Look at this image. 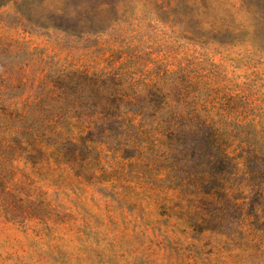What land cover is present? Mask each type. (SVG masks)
<instances>
[{"label":"rangeland","instance_id":"1","mask_svg":"<svg viewBox=\"0 0 264 264\" xmlns=\"http://www.w3.org/2000/svg\"><path fill=\"white\" fill-rule=\"evenodd\" d=\"M0 2V264H264V0H112L96 22L77 21L87 0ZM166 111L230 158L195 165L243 203L221 227L113 150Z\"/></svg>","mask_w":264,"mask_h":264},{"label":"trees","instance_id":"2","mask_svg":"<svg viewBox=\"0 0 264 264\" xmlns=\"http://www.w3.org/2000/svg\"><path fill=\"white\" fill-rule=\"evenodd\" d=\"M87 3L77 5V21L100 20L101 7L111 6L112 0H87ZM74 74L77 80H87L91 87H96L95 75L88 76L84 71ZM110 95L109 93L104 98L108 100ZM88 98L96 101L93 95H89ZM124 99L125 97H122V100ZM164 108L166 107H158L157 110ZM10 115L12 116H8V119L17 123L12 129L14 137L28 134L30 139L27 144L31 147L30 150L42 151L39 141L43 135L26 125L24 119L27 117V111L12 110ZM167 115L168 113L164 119L156 123L151 129L152 133L149 132L150 129L132 131L123 137V142L113 147V150L119 153L120 157L131 159L140 177L147 180L148 184L155 185L159 192H169L168 197L175 200L178 205L189 208L190 212L198 215V222L206 224L215 222L221 227L226 217L231 218L227 215L228 212L239 209L243 203H239L240 198L236 197L235 189L228 183L223 168L208 174L202 173L203 171L195 168V165L209 147L215 154L216 162L223 163L230 158L219 142L218 135L206 120L199 119L195 122L189 120L188 124L178 123L174 114ZM161 174L163 177H159ZM242 218L244 221L245 217ZM211 228L213 227H208ZM219 232L226 234L223 229ZM229 234L233 236L234 233Z\"/></svg>","mask_w":264,"mask_h":264}]
</instances>
